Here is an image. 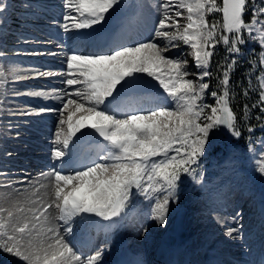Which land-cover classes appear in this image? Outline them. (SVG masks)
<instances>
[{
	"label": "snow or ice",
	"instance_id": "1",
	"mask_svg": "<svg viewBox=\"0 0 264 264\" xmlns=\"http://www.w3.org/2000/svg\"><path fill=\"white\" fill-rule=\"evenodd\" d=\"M120 3L121 0H65L68 12L62 27L65 32H74L102 25L107 14ZM160 7L163 12L155 35L163 39V44L141 42L118 47L109 54L67 57L64 83L69 88L79 87L67 93L76 99L69 98L63 104L54 140L59 147L53 149V156L64 161L66 156L74 155L88 136L86 132L78 134L91 129L106 142L98 155L101 162H92L68 174L56 170L48 173L50 192L46 204L27 209L21 206L15 211L0 208V250L24 264H97L99 253L82 258L56 229L57 218L65 225L64 234H70L73 217L83 218L86 214L104 220L120 217L135 188L146 198L165 193L156 198L151 217L164 224L181 176L200 182L196 167L205 155L210 133L223 127L234 137H240L228 88L229 72L236 61H231L223 72L221 93L208 92L209 83L202 81L211 76L208 69L218 44L227 46L231 53H239L238 45L246 42L247 32L264 48V0L259 7L255 0H178L174 5L172 0H165ZM5 11L0 4V14ZM212 13H220L221 20L210 21L208 16ZM246 13H250L247 20ZM174 41H182L191 49L195 66L202 70L198 75L200 83L187 79L191 73L187 71L186 60L163 54L169 46H178ZM260 62L264 63V59ZM140 74L158 82L171 99V108L137 110L124 101L128 90L143 86ZM28 78L16 76L20 80ZM259 88V101L264 104V77ZM206 95L215 102H204ZM258 164V170L264 174V159ZM6 186L11 187V183ZM50 209L58 210L59 216L50 213ZM26 212L30 215H18ZM237 231L232 228L227 235L231 237Z\"/></svg>",
	"mask_w": 264,
	"mask_h": 264
},
{
	"label": "rangeland",
	"instance_id": "2",
	"mask_svg": "<svg viewBox=\"0 0 264 264\" xmlns=\"http://www.w3.org/2000/svg\"><path fill=\"white\" fill-rule=\"evenodd\" d=\"M164 2L165 0H121V3L107 14L102 25L94 26L92 29L65 32L62 27L65 23L63 17L68 12L65 8V0H0V4L6 8L5 13L0 14V53H2L0 55V208H9L13 211L21 206L28 208L29 199L16 195L21 189L27 190L33 186L31 181L26 186H16L20 177L28 175L26 170L28 166L37 167L39 164L49 162L53 164V167L46 166L47 169H42L41 174H48L52 170L68 174L72 171L68 172L63 168L68 166L71 158H77L76 160L83 158L84 150L81 144L75 150V154L66 156L64 161L57 160L53 156V149L59 147L54 144V140L63 104L69 98L76 99L69 97L67 93L79 87L69 88L64 83L67 79V76L63 75L67 72V57L75 53L93 55L89 53V50L101 49L100 46L95 47L93 44L105 42L107 27L112 23H119V27L126 22L127 18L134 20L138 28L129 38L132 44L140 38H153L155 41L152 42L164 43L162 38L155 35L158 30V20L163 12L160 5ZM177 2L178 0H172L173 5ZM132 10L135 12L133 13ZM210 15L213 19L219 17L220 13ZM66 42L69 44L66 45ZM173 43L178 46H169L164 51L166 52L164 55L179 58L182 61L186 60L187 71L191 73L187 79L200 83L198 75L202 70L195 66L194 58L190 54L191 49L182 41ZM55 46L63 52L58 51ZM58 53H64L63 60H56ZM235 56H237L236 53ZM262 59H264V48H262ZM261 64L264 71V63ZM41 72H56L61 75L41 76L39 75ZM19 75L29 78L16 79ZM140 77L144 82L143 86L128 90L125 95L128 96L129 91L136 92L133 94L138 96L133 99H139L136 101L139 106L134 108L146 111L151 107L171 108L173 106L171 99L167 96L159 97L158 101L157 99L154 102L149 101L146 94L160 93L163 89L158 86V82L145 74H140ZM206 80L207 77L202 82ZM31 92H41L44 95H28ZM131 100L126 99V102L132 103ZM29 112L32 114H26ZM83 132L88 133L87 139L91 135L97 136L91 129H84L78 135H82ZM105 145L104 141L101 145L102 149ZM85 156L89 161L98 158L94 150L88 151ZM262 159H264L262 140L257 149L245 150L237 144L236 137L228 129L216 128L209 135V145L205 155L201 157L199 166H194L200 182L197 183L187 175L181 176L176 189V198L169 203V212L164 224L151 217L156 198H162L165 193H155L151 198H146L143 193L133 188L129 202L135 197V205H128L121 216L114 220H104L97 216L96 218L94 214H86L83 218L73 217L71 220L73 231L69 234V239L73 244H81V240L89 234V227L94 229V235L96 227L91 224V221L96 223V219L106 224L112 223L111 225L114 226H120L124 220L128 219L130 237L143 238L144 241H141L143 250L147 244L153 251L150 253L153 257L156 252L153 249L155 247L153 241L160 240L157 248L162 246L163 240L170 231H172L173 238L180 242L190 238L188 235H185L184 240L177 237V218L183 209H187L189 218L190 213L187 207L195 204L199 212L205 214V219L199 218L203 220L200 232L211 238L210 248L212 250L215 249L216 242L222 255H230L228 250L231 245L221 242L226 232L221 229V232H218V239L216 229L225 222L232 223L235 219L234 214H238L236 217L243 222L241 224L244 229L243 234L245 236L255 234L251 246L255 260L257 256L264 257V253H259V248L264 247V229H262V224H264V174L258 170V161ZM9 183L11 187L6 186ZM245 197L247 199H244ZM240 206L243 210L239 212ZM25 214L30 215L27 212L18 213V215ZM255 215L258 217L255 218ZM123 234L127 237L125 233ZM92 238L94 241V237ZM113 238V235L98 237L95 234L94 243L100 254L113 248ZM102 241L105 242L103 246H101ZM208 242V239L199 236L197 240L193 239L191 245L183 249L181 253L189 255L192 264H197L196 262L200 261L203 255L198 254L196 250L205 247ZM134 244L136 247L137 244L135 242ZM116 254L118 255L119 252ZM7 255L0 250V264H4L2 258L10 257ZM117 255L114 254L112 258ZM219 259L223 260V258ZM260 259L264 260V258Z\"/></svg>",
	"mask_w": 264,
	"mask_h": 264
},
{
	"label": "bare ground",
	"instance_id": "3",
	"mask_svg": "<svg viewBox=\"0 0 264 264\" xmlns=\"http://www.w3.org/2000/svg\"><path fill=\"white\" fill-rule=\"evenodd\" d=\"M132 11L133 13L135 12L134 10ZM118 25L119 23H112L110 26L107 27V30L105 33L107 38H105V42H103L102 48H105L108 51L107 53H103V54H109L118 47L133 46L141 42L155 41L153 38H140V39H137L138 41L136 40L135 43L132 44V42L129 39L123 38V34H125V32L128 31V29L131 27L138 29L137 24L134 22V20L127 18L125 23L121 24L119 27ZM101 37L103 38L102 35ZM158 43L163 44L162 42H159V41ZM65 44L67 45L69 43L66 42ZM55 48L58 51L62 50L58 46H55ZM91 53H93V55L100 54V53H95L93 51H91ZM165 53L166 52H164L163 54ZM63 55L64 53H58L56 60L58 59L63 60ZM137 96L138 95L136 94L135 95L132 94V95L124 96L123 98H124V101H126V99H132L130 101L132 103L127 102V104L134 105L136 101H133L135 100L133 98ZM146 96L149 101L154 102L156 101L157 98L165 97L167 96V94L164 92H160L156 94H146ZM138 106L139 105H137V107ZM85 142H87V140L82 141V143H85ZM46 166L53 167V164H50L49 162L47 164L46 162V164L45 163L39 164L37 167L34 165L28 166V168L26 169L28 171V175H24L20 177L16 183V186H26L31 181V184L33 185L32 187L28 188L27 190L21 189L20 193H16L17 196L26 197L29 199L27 202L28 207L37 208L40 206V204H46L47 201L49 200L50 188L48 187V185L50 184V178L48 177V174L41 175V172H43L42 169H47ZM80 168H83V166H78L76 165V163L71 162L69 169L66 171L74 172L76 170H79ZM72 172H69V173H72ZM41 184H43L45 187H40ZM36 189H39V191H36ZM238 194H240V191H238ZM244 199H247V197H245ZM32 201H37V203L33 204ZM128 205L130 206L135 205V197L133 200L129 202ZM187 208L189 210L190 217L188 218L186 222L187 228L185 226V230H186L185 234L190 236V238L186 240L183 239L184 241L180 242L178 239L173 238L172 231H170V233H168V235L163 240L162 246L156 249V253L153 254V257H151L150 255V253L153 251L149 249L147 244H145V247L143 250L142 245H141V241H144L143 238L138 239L133 236L130 237V234L128 232V229H129L128 219L124 220V222L121 223V225L119 224L120 226L116 225L117 226L116 227L114 225H111L112 223L106 224L105 222L101 220L100 221L97 220L96 219L97 217L95 216L96 217L95 224L98 228L97 236L105 237V236L113 235L114 237L112 241L113 248L107 250V252H105L104 254H100L97 247H94L93 249L89 250V252L80 250L75 245V243L74 244L71 243L69 239L70 237L69 234H64V227H65L64 223L57 218L54 221V224L56 226V229L62 235H65V240L69 242L70 246H72L74 250H76L77 253L82 256V258L86 259L91 256H96L99 253V260L97 261V264H192L191 260L189 259L190 258L189 255L187 256L185 253H181V251L189 247L191 245L192 240L193 239L197 240L199 236L205 237L206 239L209 240V242L205 247L198 248L196 250L198 254L203 255L202 259L196 262L197 264H228V263L241 264L243 260L244 262L242 264H264V260L260 259L259 257L256 258L255 260L254 255H252L251 246H252L253 239L255 238V234L251 236H245L243 234L244 229L241 227V224L243 222L240 218L236 217L238 214H234L235 219L233 220L232 223L225 222L224 225L223 224L222 226L219 225L218 228L216 229L217 237H218V232L219 231L221 232V229H223V231L226 232L221 242H223L224 244L231 245V248H229L228 250L230 255L228 254L222 255L219 249L218 243L215 242V247H214L215 249L212 250L210 248L212 246V243L210 242L212 241L211 238L208 237V235L204 236V234L200 232V225L202 224L203 220H200L199 218H202V217L204 218L205 214L200 213L199 209L197 208L195 204L189 205ZM238 210L239 212L242 211L243 207L240 206ZM49 212L57 217L59 216L58 210L50 209ZM254 217L256 218L258 217V215H255ZM114 218H117V217H114ZM125 222H128V224H125ZM208 222L210 223V221ZM143 224L145 226L144 222ZM232 228H236L238 229V231L234 232L233 236L229 237L227 235V232ZM262 229H264V224H262ZM123 233H125L127 237H125ZM92 239L93 238L91 237L89 240L92 241ZM134 242L137 244L136 247L134 246L135 245ZM155 242H158V240L153 241V244ZM104 243L105 242L102 241L101 246H103ZM153 249L155 250V247ZM261 251L264 252V248L261 247ZM1 252L8 254L7 256H10L7 258L6 257L2 258L4 259L3 260L4 264H24V262L20 260L19 258L7 252H3L2 250ZM118 252L119 254L117 255L116 253ZM114 254L117 256L116 257L114 256L115 258H112ZM219 258H223L224 261L222 259L220 261ZM218 261L220 262L217 263Z\"/></svg>",
	"mask_w": 264,
	"mask_h": 264
},
{
	"label": "trees",
	"instance_id": "4",
	"mask_svg": "<svg viewBox=\"0 0 264 264\" xmlns=\"http://www.w3.org/2000/svg\"><path fill=\"white\" fill-rule=\"evenodd\" d=\"M259 7L262 0H255ZM250 13L245 14V19H249ZM211 21V15L208 16ZM221 20V14L215 18ZM245 43L239 44V56L228 51L227 46L222 43L218 44L213 50L214 55L211 57L209 71L211 76L206 80L210 88L208 92H222L220 80L223 78V72L231 61L235 60V65L229 72V91L230 106L237 115V127L241 132L236 142L243 149L258 148L261 140L264 142V104L259 101L260 78L264 71L261 64L262 47L258 42H254L248 33H244ZM247 93V95H245ZM204 102L213 104L214 98L206 95ZM247 105V110L245 109Z\"/></svg>",
	"mask_w": 264,
	"mask_h": 264
},
{
	"label": "water",
	"instance_id": "5",
	"mask_svg": "<svg viewBox=\"0 0 264 264\" xmlns=\"http://www.w3.org/2000/svg\"><path fill=\"white\" fill-rule=\"evenodd\" d=\"M186 219H187V211L184 209L183 211L180 212L179 220H178L179 236L181 238H184Z\"/></svg>",
	"mask_w": 264,
	"mask_h": 264
}]
</instances>
